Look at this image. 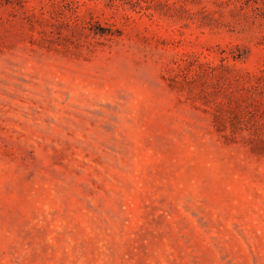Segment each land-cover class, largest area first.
<instances>
[{
    "label": "rangeland",
    "instance_id": "1",
    "mask_svg": "<svg viewBox=\"0 0 264 264\" xmlns=\"http://www.w3.org/2000/svg\"><path fill=\"white\" fill-rule=\"evenodd\" d=\"M0 264H264V0H0Z\"/></svg>",
    "mask_w": 264,
    "mask_h": 264
}]
</instances>
